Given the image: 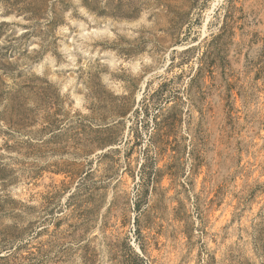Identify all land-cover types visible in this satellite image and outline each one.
Listing matches in <instances>:
<instances>
[{"label": "rangeland", "instance_id": "1", "mask_svg": "<svg viewBox=\"0 0 264 264\" xmlns=\"http://www.w3.org/2000/svg\"><path fill=\"white\" fill-rule=\"evenodd\" d=\"M0 264H264V0H0Z\"/></svg>", "mask_w": 264, "mask_h": 264}]
</instances>
